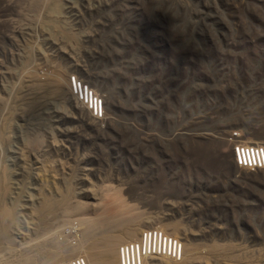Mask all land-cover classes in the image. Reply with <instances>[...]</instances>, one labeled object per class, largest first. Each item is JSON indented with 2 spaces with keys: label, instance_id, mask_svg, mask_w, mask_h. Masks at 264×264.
Listing matches in <instances>:
<instances>
[{
  "label": "rangeland",
  "instance_id": "rangeland-1",
  "mask_svg": "<svg viewBox=\"0 0 264 264\" xmlns=\"http://www.w3.org/2000/svg\"><path fill=\"white\" fill-rule=\"evenodd\" d=\"M197 142L221 163L194 177ZM245 144H264V0H0V259L73 240L54 264H120L154 231L181 254L142 264H264Z\"/></svg>",
  "mask_w": 264,
  "mask_h": 264
},
{
  "label": "built area",
  "instance_id": "built-area-1",
  "mask_svg": "<svg viewBox=\"0 0 264 264\" xmlns=\"http://www.w3.org/2000/svg\"><path fill=\"white\" fill-rule=\"evenodd\" d=\"M91 94H89V102L85 100V103H88V107L92 113V115L96 116L98 114L101 116V105L100 99L98 100L99 107H96L95 101L92 105L90 102ZM233 158L237 166L243 169L248 170H256V169H264V144H245V145H237L233 148ZM161 237H163L160 233L154 231H147L142 234V239L138 243L133 244H124L120 247V255H121V264H141L144 263V259L151 257L152 255H166L170 257H179L180 249H178L177 255L175 256V244L172 248L171 254V240L168 239V250L167 253L164 254L160 251L161 247L166 249V238L163 237V241L161 242ZM142 242V245H141ZM141 245V246H140ZM151 247V248H150ZM129 248V253H128ZM179 248V247H178ZM141 250V256L140 251ZM123 251L125 253V260L123 256ZM141 259V260H140ZM59 264H86L82 259L76 258L75 260H69L66 262H61Z\"/></svg>",
  "mask_w": 264,
  "mask_h": 264
},
{
  "label": "bare ground",
  "instance_id": "bare-ground-1",
  "mask_svg": "<svg viewBox=\"0 0 264 264\" xmlns=\"http://www.w3.org/2000/svg\"><path fill=\"white\" fill-rule=\"evenodd\" d=\"M87 94V93H86ZM87 97H88V95H87ZM88 99V98H87ZM94 101H95V104H96V107L98 108L99 107V104H98V99L96 98V97H93L92 95H91V99H90V102H91V105H92V109H93V104H94ZM87 102H89V100L87 101ZM87 105H88V103H87ZM100 105H101V111H102V103H101V101H100ZM70 226L71 225H69L68 227H66L68 230H69V228H70ZM65 229V228H64ZM63 229V230H64ZM74 230H76V228H74ZM145 232H147V231H145ZM65 233V232H64ZM61 235H62V233H61ZM68 235H71V233H68ZM67 235V236H68ZM47 236V235H46ZM63 236V235H62ZM79 235H73V236H71V238H74V237H78ZM142 237V236H141ZM62 238H67V237H62ZM142 239V238H141ZM141 239H140V241H141ZM163 239V237H161V242L163 241L162 240ZM47 240H48V238H47ZM78 240V239H77ZM51 241V240H50ZM166 241V249H165V246H164V248L163 247H161V249H160V251L162 252V253H164V254H166L167 253V250H168V241H167V239L165 240ZM67 243L65 244H63V246H59V245H57V244H54L53 242H50V244L52 245L49 249H47L46 251H44V252H40V253H38V251L35 253V254H32L33 256H34V258H32L30 261L31 262H29V264H54V263H56V262H58L59 260H65V259H68V258H70L68 255L70 254V252L71 251H73V250H75V248H76V241H66ZM43 243V242H42ZM170 243H172V246H171V254H172V248H173V245H174V243L173 242H170ZM36 244V243H35ZM141 245H142V242H141ZM140 245V246H141ZM41 246H44V245H41ZM70 246V247H69ZM40 247V246H39ZM36 248V250H38V248L37 247H35ZM151 248V247H150ZM178 249H180V254H181V248H178ZM178 249H177V247L175 246V256L177 255V253L176 252H178ZM32 250V248H30V252H32V251H34V247H33V250ZM35 250V251H36ZM43 250V249H42ZM41 250V251H42ZM8 251H11V250H8ZM34 251V252H35ZM139 251H140V256H141V250L139 249ZM12 252H14V250L12 251ZM8 253V252H7ZM10 253V252H9ZM7 254V255H12V259H11V262H14V259H16V258H14V256H18V255H14L13 253H11V254ZM18 253V252H17ZM23 253H24V251H23ZM128 253H129V248H128ZM6 254V253H5ZM5 254H3V255H1L2 257L5 255ZM20 255V254H19ZM58 255H60V257L59 258H57L58 257ZM83 256V255H82ZM123 256H124V260H125V258H126V256H125V253H124V251H123ZM7 257H9V256H7ZM4 258H6V257H4ZM4 258H1L0 259V264H10L9 263V259L8 260H4ZM79 258V257H78ZM119 258H120V264H121V255H120V252H119ZM17 259H19V258H17ZM35 259H40L41 260V262H39V263H37L36 261H35ZM86 259H87V257H86ZM82 260H83V262H85L86 264H87V262H86V260L85 259H83L82 258ZM88 260V259H87ZM141 260V259H140ZM16 262H19L18 260H15ZM20 262H21V260H20ZM141 264H142V262H141Z\"/></svg>",
  "mask_w": 264,
  "mask_h": 264
},
{
  "label": "trees",
  "instance_id": "trees-1",
  "mask_svg": "<svg viewBox=\"0 0 264 264\" xmlns=\"http://www.w3.org/2000/svg\"><path fill=\"white\" fill-rule=\"evenodd\" d=\"M206 142V141H205ZM191 143V142H190ZM186 144L184 147L186 151L188 152V149H190V152L193 153H199L201 149L202 155H196L193 156L191 153L188 155L189 161L192 163L197 168H192V172L195 173L192 174L194 177H196L197 173H201L203 170L209 168V167H216L220 165L221 163V158L219 151L216 147L212 146L211 144L203 145V143L197 142L196 144ZM195 143V142H194ZM201 146H207V148H203ZM182 151L185 149L180 148Z\"/></svg>",
  "mask_w": 264,
  "mask_h": 264
}]
</instances>
